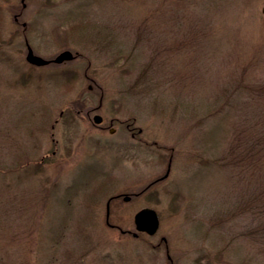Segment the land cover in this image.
<instances>
[{
    "label": "rangeland",
    "instance_id": "374dc122",
    "mask_svg": "<svg viewBox=\"0 0 264 264\" xmlns=\"http://www.w3.org/2000/svg\"><path fill=\"white\" fill-rule=\"evenodd\" d=\"M263 5L0 0V264H264Z\"/></svg>",
    "mask_w": 264,
    "mask_h": 264
},
{
    "label": "water",
    "instance_id": "95a60500",
    "mask_svg": "<svg viewBox=\"0 0 264 264\" xmlns=\"http://www.w3.org/2000/svg\"><path fill=\"white\" fill-rule=\"evenodd\" d=\"M264 14V5L261 8ZM26 54L25 59L35 65H45L49 62L60 63L65 60H70L74 57V54L69 49H63L55 54L52 58H44L33 52L32 48L27 44L26 45ZM100 114H94L93 121L98 123L101 121ZM124 199H128V196H125ZM134 235L137 234V231H144L148 234H153L158 228L159 219L155 209L151 207H142L135 212L133 216Z\"/></svg>",
    "mask_w": 264,
    "mask_h": 264
},
{
    "label": "flooded vegetation",
    "instance_id": "af4514ba",
    "mask_svg": "<svg viewBox=\"0 0 264 264\" xmlns=\"http://www.w3.org/2000/svg\"><path fill=\"white\" fill-rule=\"evenodd\" d=\"M93 110H95V109H91V110L85 112V114H86V116H87L88 119L91 118V117L93 116L94 113L91 114V116H90V113H91V111H93ZM101 121H102V120H101ZM99 124H100V123H99ZM99 124H95V123L92 122L91 126H96V125H99ZM111 124H112V120L109 121V125H108V127H107L109 131L114 130V128H112ZM98 127H99V128H103L102 126H98ZM126 127H129L128 124L126 125ZM131 136H133V132L131 133ZM107 204H108V203H106V206H107ZM105 221H106L107 223H109V222H108V218H106Z\"/></svg>",
    "mask_w": 264,
    "mask_h": 264
}]
</instances>
